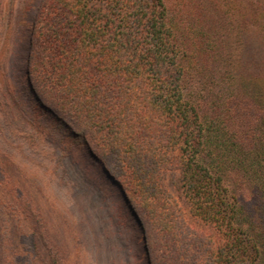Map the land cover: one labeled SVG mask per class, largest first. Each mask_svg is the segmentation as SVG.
Listing matches in <instances>:
<instances>
[{
    "label": "trees",
    "instance_id": "1",
    "mask_svg": "<svg viewBox=\"0 0 264 264\" xmlns=\"http://www.w3.org/2000/svg\"><path fill=\"white\" fill-rule=\"evenodd\" d=\"M32 11L28 92L87 153L39 123L37 145L55 138L62 175L104 190L92 156L147 220L157 264H264V0H39ZM170 187L215 231L210 260Z\"/></svg>",
    "mask_w": 264,
    "mask_h": 264
},
{
    "label": "rangeland",
    "instance_id": "2",
    "mask_svg": "<svg viewBox=\"0 0 264 264\" xmlns=\"http://www.w3.org/2000/svg\"><path fill=\"white\" fill-rule=\"evenodd\" d=\"M38 4L0 0V264H157L161 255L147 235V220L140 213L139 226L92 156L89 161L104 190L88 178H74L73 171L62 175L52 158L60 150L53 136L37 145L39 123H49L87 155L83 142L41 110L27 89L28 31ZM22 89L29 102L26 111L18 94ZM166 181L170 184L171 177ZM169 191L179 197L181 214L194 230L203 258L210 260L211 245L218 241L215 231L187 199L171 187ZM184 257L191 261L198 254Z\"/></svg>",
    "mask_w": 264,
    "mask_h": 264
},
{
    "label": "water",
    "instance_id": "3",
    "mask_svg": "<svg viewBox=\"0 0 264 264\" xmlns=\"http://www.w3.org/2000/svg\"><path fill=\"white\" fill-rule=\"evenodd\" d=\"M106 174V173H105ZM107 178H109V176L107 175ZM111 179V178H110ZM113 182V181H112ZM124 197V196H123ZM125 199V198H124ZM130 209V208H129ZM131 213L134 215V213L132 212V210L130 209ZM135 216V215H134Z\"/></svg>",
    "mask_w": 264,
    "mask_h": 264
}]
</instances>
